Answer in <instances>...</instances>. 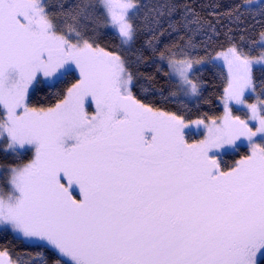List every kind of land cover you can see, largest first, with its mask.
Returning a JSON list of instances; mask_svg holds the SVG:
<instances>
[{"label": "snow or ice", "instance_id": "1", "mask_svg": "<svg viewBox=\"0 0 264 264\" xmlns=\"http://www.w3.org/2000/svg\"><path fill=\"white\" fill-rule=\"evenodd\" d=\"M221 7L0 0V264H264V0Z\"/></svg>", "mask_w": 264, "mask_h": 264}, {"label": "trees", "instance_id": "2", "mask_svg": "<svg viewBox=\"0 0 264 264\" xmlns=\"http://www.w3.org/2000/svg\"><path fill=\"white\" fill-rule=\"evenodd\" d=\"M183 2V0H182ZM192 3L195 5L206 4L209 0H191ZM214 2H218L222 5L221 11H223L227 6L232 4L234 0H214ZM109 44L112 47H115L119 44V40L115 37L109 40ZM167 71V68L165 69ZM203 82L207 85L205 90V96H210L213 103L211 105L208 104H201L200 107L197 109L195 107L192 108L191 113L189 114V119H196L199 113L208 112L209 115H221L222 114V105L218 100V95L222 93L223 88V76H226V71L223 67L220 68H212L211 70H204L202 73L198 74ZM160 84H165V78L161 75L158 77ZM72 81H69V84ZM179 107V105H170V108L173 110ZM92 108V107H91ZM247 152L246 147H242L239 153L236 156H229L225 157L226 163L231 165L235 159H238L240 155H243ZM31 153H29L28 157H25V160L30 158ZM10 239V238H9ZM4 241L0 239V244H3ZM10 251L14 254L19 253L25 250V246L18 241H11L8 245ZM15 256H13V259Z\"/></svg>", "mask_w": 264, "mask_h": 264}, {"label": "rangeland", "instance_id": "3", "mask_svg": "<svg viewBox=\"0 0 264 264\" xmlns=\"http://www.w3.org/2000/svg\"><path fill=\"white\" fill-rule=\"evenodd\" d=\"M224 69H225L226 74H227V70H226V68H224ZM221 105H222V104H221ZM86 107H87V105H86ZM91 107H92V108H91ZM91 107H88V111H89L90 114L95 112V105L92 104ZM222 109H223V105H222ZM222 113H223V111H222ZM236 114H238V115H242V113H240V112H237ZM200 138H202V132H200V131H195L194 134L191 136L189 142H194L195 140L200 139ZM243 147H246V150L248 151V148H247L246 145L243 146ZM5 178H6V174L3 173L2 170H0V186H3L4 181H5Z\"/></svg>", "mask_w": 264, "mask_h": 264}]
</instances>
